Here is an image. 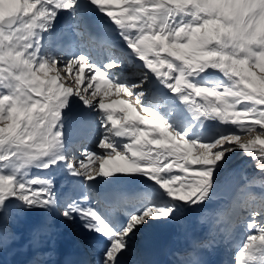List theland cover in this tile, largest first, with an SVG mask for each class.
<instances>
[{"label": "snow or ice", "instance_id": "6c2138e0", "mask_svg": "<svg viewBox=\"0 0 264 264\" xmlns=\"http://www.w3.org/2000/svg\"><path fill=\"white\" fill-rule=\"evenodd\" d=\"M89 9L114 27H97ZM66 13L73 14L71 31L54 32ZM217 73L223 79L212 86L200 79ZM132 79L139 82L129 87ZM156 82L193 113L187 131L146 106L157 92L171 99ZM110 89L126 95L119 111L106 102ZM73 98L101 114L103 154L87 152L78 161L66 155L63 112ZM207 121L232 127L216 135ZM236 152L249 156L257 173L217 211L246 229L238 264H264V192L253 190L257 178L264 181V0H0V222L8 221L10 204L61 211L51 180L28 179L33 167L63 162L89 182L141 174L181 204L105 213L74 201L62 213L68 220L78 215L102 238L92 245L98 264H121L141 226L169 217L182 223L183 205L200 210L219 199L226 156Z\"/></svg>", "mask_w": 264, "mask_h": 264}, {"label": "rangeland", "instance_id": "374dc122", "mask_svg": "<svg viewBox=\"0 0 264 264\" xmlns=\"http://www.w3.org/2000/svg\"><path fill=\"white\" fill-rule=\"evenodd\" d=\"M65 19L67 21V25L69 27V31H71V21L73 19V14L72 13H66L64 14ZM66 59H70L71 56L67 55L65 56ZM88 68H85V73L84 72V79L85 81L87 80V75H88ZM221 75V74H220ZM222 77V75H221ZM201 81L208 86H212L214 84V81L217 80H222L220 77H210L205 79L204 77L200 78ZM207 81V82H206ZM213 81V82H212ZM139 81L136 79L129 80L127 81L128 86L131 87L132 83H138ZM157 98L155 102L151 101L153 98ZM159 97L155 95H150L149 96V102L146 101V106L151 103L156 106V109L161 115L164 116L166 120H168L169 123L173 125L174 128H176L178 131H187L189 127H192L194 124H190L193 120V113L189 112L188 107L182 104H179L180 101L176 100L174 97L172 100L168 99L165 101L164 98H162L161 101L158 99ZM126 100V95L122 93H117L115 89H110L109 94L106 98L107 103H111L114 105V108L116 111H119L122 107H120V102ZM77 98H73V100L70 102L69 107L64 109V112L68 111L71 112L74 108L76 107H81L82 109H76L82 112V119H84L85 124L82 126V128H89V129H95L94 132L89 133V137L91 142L90 143H85L82 146H76L74 147L71 151H68L66 154L70 155L69 158H75L77 161L78 160H83L84 159V153L87 152H95L97 154H103V150L100 149L99 144L100 141L103 139V134H104V128L101 124V114L98 113L95 109H87L84 107L83 102L79 101ZM175 101L174 103H172ZM78 102V104L76 103ZM153 102V103H152ZM165 102V103H164ZM82 104V105H81ZM74 105L73 107H70ZM63 112V113H64ZM147 116V118L151 119V116L148 114H144ZM97 118V122H94V119ZM205 127L208 125H213L217 126L215 129L216 135H219L220 132H223L227 129H230L232 126H224L220 125L218 121H207L205 123ZM193 131H198V128H193ZM191 134V133H190ZM244 139L242 137V142H244ZM194 155L197 153L195 150H193ZM235 155H242L245 156L241 152H236V153H231L226 156V167H228L229 162L235 157ZM248 162V161H245ZM63 163V162H61ZM57 164V167L59 169H55L52 167L47 170H38L35 168H31L29 173H28V179H34V178H40L42 180H51L52 185H57L58 187H64L63 183L66 182V175L69 174L68 168H65L64 165L62 164ZM122 164L123 162H118ZM221 163H224L222 161ZM59 165V166H58ZM61 165V166H60ZM91 167L95 168L96 167V162H93ZM42 173H41V172ZM236 171V172H235ZM231 170L228 174V177L226 178V182L224 183L223 190L219 189L218 195L221 196H229L232 195L236 185L238 183H245V177H249L250 172L246 169V166L244 165L243 167H237ZM9 172H11V169H9ZM37 172V173H36ZM52 172V173H51ZM221 172H224V168L221 170ZM46 174V175H45ZM49 174V175H48ZM234 174V177H232ZM52 175V176H50ZM141 175V174H138ZM46 176V177H44ZM143 176V175H141ZM50 177V178H48ZM80 179V185L82 186V191L85 194L86 191L89 192V198L87 202L89 207L97 208L100 211H104L105 213H110L111 210H107L101 206L99 202H97V197L94 195V190H92V187H90V182L86 181L83 177H79ZM117 177V174L114 177H109V178H103V181L106 183L105 186H103L102 191L107 192V189L109 190L108 184H110V180L114 179ZM56 182H54V181ZM239 180V182H237ZM60 181V182H59ZM256 185V184H255ZM152 188H150V187ZM143 185L142 186V193L141 197L139 198V204L138 205H132V204H125L122 207L128 206H137L141 209V212L147 210L148 208L151 207H174L175 205L179 204V201H175L174 198H171L166 190H161V188L158 185H154L151 183L150 185ZM150 189H146V188ZM157 190L156 192L153 190ZM66 192L67 196L74 195V191L72 188H65L64 189ZM253 190L257 193L260 194L264 192V188L262 186H254L253 185ZM152 191V192H151ZM163 191V192H162ZM153 193V194H152ZM155 194V195H154ZM154 195V196H153ZM213 202H216L213 201ZM22 202L17 201L16 204H21ZM59 204L60 201H57ZM90 203V204H89ZM93 203V204H92ZM96 207H95V206ZM65 207H61V211L57 212L55 209H53L51 212L48 211L46 208H23L22 211L17 209L15 205H9V212L8 216L9 219L7 222H1L5 226H0V248L2 246H8L13 243L20 245L21 247L25 248H32L33 253L35 258L33 259L34 264H40L43 263L44 260L52 253L51 250H53L52 247V242L60 236V233H63V230L61 229L60 226L55 224V216H57L56 213H59L61 216H63V211ZM190 206L187 208H184L185 210H189ZM56 215H54V214ZM191 213V212H190ZM48 214H52L51 218H47ZM189 214V213H188ZM0 215H3V213H0ZM181 215V219L183 220L182 223L180 222H173V218L169 217L168 220L164 221H149L148 226H141L139 230L137 231V234L131 239V245H130V250L126 251L122 257L121 264H138L139 263V258H138V248L139 244L145 239H147L153 230H155L156 227H159L161 230H169V234H173L174 236L179 235L178 233L181 231L182 227L185 226L186 222L184 219V216ZM213 221L212 224V234L211 237L212 241L211 242H221V244L225 247L227 255H228V262L230 264H238L237 261V256L240 252V250L244 246V242L247 239V233L246 229L244 228L242 220L239 221H228L224 216H222L220 213H215L212 215ZM43 218H47V222L43 223ZM42 222L41 224L39 222ZM1 224V225H2ZM40 224V225H39ZM70 226H72V231L70 232V238L73 242V247H79L83 250L82 252L88 258L90 261V264H98L99 261V252L96 251L95 248H93L87 240L83 237V234H81L78 231H82V228H79V224L74 223L72 220H69ZM184 224V225H183ZM154 225V226H153ZM239 225L241 227H239ZM43 226V227H42ZM62 226V225H61ZM67 226V225H66ZM78 228H77V227ZM215 226V227H214ZM39 227V228H38ZM60 227V228H59ZM162 227V228H161ZM58 228V229H57ZM64 228V227H63ZM158 228V229H159ZM214 228V230H213ZM39 229V230H38ZM44 229V230H43ZM80 229V230H79ZM38 230V231H37ZM42 230V231H40ZM78 230V231H76ZM42 233V234H41ZM80 235H79V234ZM149 233V234H147ZM42 235V236H40ZM50 235V236H49ZM229 235V237L226 238V236ZM148 236V237H147ZM232 239V241H228L229 239ZM43 237V238H42ZM81 237V238H80ZM147 237V238H146ZM23 238V239H22ZM74 240H73V239ZM77 240H76V239ZM38 239V240H37ZM45 239V240H44ZM47 239V240H46ZM42 240V241H41ZM83 240V241H82ZM41 241V242H40ZM76 241V242H74ZM29 243V244H28ZM42 244V245H41ZM236 244V245H234ZM43 245L45 248H43ZM234 245V247H232ZM39 246V247H38ZM42 248H41V247ZM52 247V248H51ZM86 248V249H85ZM94 250H90V249ZM86 251V252H85ZM93 251V252H92ZM86 253V254H85ZM98 253V254H97ZM91 255L93 257H91ZM260 255V254H258ZM178 259L182 258L177 256ZM256 264V262H254Z\"/></svg>", "mask_w": 264, "mask_h": 264}, {"label": "bare ground", "instance_id": "6f19581e", "mask_svg": "<svg viewBox=\"0 0 264 264\" xmlns=\"http://www.w3.org/2000/svg\"><path fill=\"white\" fill-rule=\"evenodd\" d=\"M87 0H80V3L81 5H83L84 3H86ZM62 21V22H65V16L64 14H61L57 17V21ZM53 31L54 32H57L58 31V27H57V23L54 25V28H53ZM88 71V70H87ZM87 73V72H85ZM216 77H221V75L219 73L216 74ZM133 80V79H132ZM153 81L155 82V77H153ZM156 87L158 89H160L165 96L167 97H172V94L171 92H169V90H166L164 87H162L161 84H159L158 82H156ZM159 93V92H158ZM117 94V93H116ZM157 98H153L151 99V101L155 102ZM159 101H161L162 99L158 98ZM150 101V100H149ZM147 101V102H149ZM71 102V101H70ZM152 102V103H153ZM165 103V102H164ZM179 104H182L181 102ZM183 105V104H182ZM73 106V105H72ZM70 106V107H72ZM124 106V105H123ZM120 107H122V104H120ZM72 114L79 118L80 120H83L81 115H82V112L79 111V110H72ZM97 118L94 119V122H97ZM216 127V126H214ZM95 130H93L94 132ZM72 134V133H71ZM82 134L79 133L77 137H80ZM80 140V139H79ZM81 141H83V139H81ZM70 140H64V145L67 146L68 144H70ZM83 144H85L84 142L81 143L79 146H82ZM68 157H70V155L67 154ZM60 164V163H59ZM62 165H64L63 163H61ZM59 166V165H58ZM61 166V165H60ZM33 168H36V167H33ZM55 168V166H54ZM59 169V167H57L56 165V168L55 169ZM47 171V170H46ZM49 171V169H48ZM41 172V171H40ZM37 173V172H36ZM42 173V172H41ZM52 173V172H51ZM71 172H69V174L66 175V178H67V182H68V188H72L73 191H74V197H75V201H78L81 203V207H84L86 205H88L87 202H90V201H87L86 203L83 201V197H84V193L82 191V186L80 185L81 182H79V179L73 175L70 174ZM46 175V174H45ZM49 175V174H48ZM117 178L115 179H112L110 180V184H108L107 187H111V186H114L116 184V181L118 180V177L121 175V174H117ZM132 181H134L135 183L138 184V186L140 187V183L141 182H144V184H147L148 186L153 183V181H151L150 179H148L147 177L145 176H141V175H138V174H126ZM52 176V175H50ZM46 177V176H44ZM47 178V177H46ZM50 178V177H48ZM141 179V180H139ZM54 181V180H53ZM56 182V181H54ZM60 182V181H59ZM154 184V183H153ZM155 185V184H154ZM90 187L94 188L96 191H100L101 194H105L103 191H102V187H103V183H101L100 181L99 182H96V181H93V182H90ZM150 187V186H149ZM146 188V189H150V188ZM52 189H55L57 191L58 186L56 185H53V188ZM152 189V188H151ZM155 192L157 190L153 189ZM108 191V189H107ZM152 192V191H151ZM163 192V191H162ZM112 193V191H111ZM153 194V193H152ZM62 195L63 197H65V192L63 191L62 192ZM155 195V194H154ZM153 195V196H154ZM117 201L120 200V199H123L122 197L120 198H116ZM89 200H91L89 198ZM226 201V198H223V199H220L219 201H216V202H213L211 204L207 203L203 208H201L200 210H192L191 213L189 214L188 218L185 220L187 221L185 226L182 227L181 231L178 233L179 235L177 236H174L173 234H171V236H168L169 234V230H161L159 227H156L155 230L152 231L151 235L145 239V241L142 240V243L140 244V246H146V245H149V244H153L155 245L156 244V241H157V238H165L166 236L169 237V239L174 243L173 247H171L170 249V253H173V257L171 256L168 260H167V264H182V261L180 259V261H175V259L177 258V254L178 253H181V251L183 249H189L190 247H184L183 246V243L185 242H188V243H191V249L193 251V253H190L188 256H186L187 259H196V260H199L200 263L203 262V259H204V255L201 253V251L199 249H197L193 243L196 242V239L198 237V239H207L210 237V234H211V231H212V224H213V221L215 219H213L212 215L215 214V213H219L217 211V209H220L221 208V205L223 202ZM217 203V205L214 206V204ZM90 204V203H89ZM93 204V203H92ZM95 206V205H94ZM93 207V205H92ZM96 207V206H95ZM206 207H209L207 208L206 210H204V208ZM218 207V208H217ZM203 211H207L206 213H202ZM107 213V212H106ZM54 214V213H53ZM57 214V213H56ZM54 214V215H56ZM55 218V217H54ZM77 223L81 226L79 228H82L81 230L82 231H78L80 232L81 234H83V237L88 241V243L92 246L93 244H96V245H99V242L101 241V237L96 234V233H93V232H89L88 228L84 227V224H82L80 221H79V218H75ZM54 220H56V223L58 226L61 227V229L63 230V233H60V235L62 234V236L56 238L54 240V242H52V247H53V250L52 253H50V255L44 260L43 263L41 264H86V261H87V258L84 256L83 252H78V250H75L73 249V242L70 238V231H69V228L68 227H64V226H61L62 225V222L56 217ZM55 222V221H54ZM40 224L42 223L41 221L39 222ZM39 224V225H40ZM42 225V224H41ZM71 225V224H70ZM78 225V226H79ZM154 226V225H153ZM43 227V226H42ZM59 227V228H60ZM64 227V228H63ZM72 227V226H71ZM77 227V226H76ZM215 227V226H214ZM39 228V227H38ZM78 228V227H77ZM159 228V229H158ZM162 228V227H161ZM58 229V228H57ZM39 230V229H38ZM37 230V231H38ZM44 230V229H43ZM80 230V229H79ZM214 230V228H213ZM42 231V230H40ZM73 233V231H72ZM42 234V233H41ZM79 234V233H78ZM149 234V233H147ZM80 235V234H79ZM42 236V235H40ZM50 236V235H49ZM72 236V235H71ZM43 238V237H42ZM81 238V237H80ZM96 238V239H95ZM23 239V238H22ZM73 239V238H72ZM76 239V238H75ZM177 239V240H176ZM38 240V239H37ZM45 240V239H44ZM47 240V239H46ZM74 240V239H73ZM77 240V239H76ZM42 241V240H41ZM40 241V242H41ZM83 241V240H82ZM76 242V241H74ZM60 243L62 245H64L66 248L69 249L70 252H74L76 253V255L73 256L72 260L71 261H66L64 258H62V253L59 248V245ZM29 244V243H28ZM218 244L222 245L221 242H219ZM42 245V244H41ZM215 245V244H214ZM79 246V245H77ZM139 246V245H138ZM39 247V246H38ZM41 247V246H40ZM51 247V248H52ZM76 247V246H75ZM42 248V247H41ZM43 248L44 245H43ZM79 250H81L80 247H78ZM83 249V248H82ZM86 249V248H85ZM90 249V248H88ZM97 252L98 249L95 248ZM224 253H225V250L224 248H222ZM15 250H19L23 253H25L26 255H28L30 258H31V263L30 264H34L33 263V259L36 257L34 254H33V249L32 248H23L21 247L20 245H17L15 243L11 244V245H8L7 247L5 248H0V264H17V263H14L11 259V256L13 255L14 251ZM90 250H94V249H90ZM83 251V250H82ZM86 252V251H85ZM93 252V251H92ZM86 254V253H85ZM98 254V253H97ZM124 255V254H123ZM122 255V257H123ZM35 256V257H34ZM91 257H93L91 255ZM217 261V257H214V262Z\"/></svg>", "mask_w": 264, "mask_h": 264}, {"label": "trees", "instance_id": "16d2710c", "mask_svg": "<svg viewBox=\"0 0 264 264\" xmlns=\"http://www.w3.org/2000/svg\"><path fill=\"white\" fill-rule=\"evenodd\" d=\"M198 131H201V129L198 128ZM244 165L246 166V169L250 172V176L257 173V169L254 165V162L249 156L235 155V157L231 160L230 165L224 168V172H221V178L218 182V190L221 189L223 184L226 182V178L228 177V174L231 170L237 167H243ZM255 184L264 188V181H262L260 178H257Z\"/></svg>", "mask_w": 264, "mask_h": 264}]
</instances>
